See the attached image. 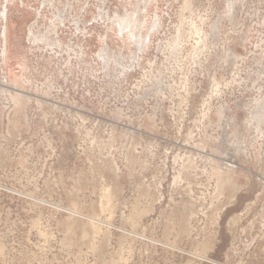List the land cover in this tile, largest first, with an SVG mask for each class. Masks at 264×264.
<instances>
[{
    "label": "rangeland",
    "instance_id": "1",
    "mask_svg": "<svg viewBox=\"0 0 264 264\" xmlns=\"http://www.w3.org/2000/svg\"><path fill=\"white\" fill-rule=\"evenodd\" d=\"M0 264H264V0H0Z\"/></svg>",
    "mask_w": 264,
    "mask_h": 264
},
{
    "label": "bare ground",
    "instance_id": "2",
    "mask_svg": "<svg viewBox=\"0 0 264 264\" xmlns=\"http://www.w3.org/2000/svg\"><path fill=\"white\" fill-rule=\"evenodd\" d=\"M143 1H145V0H143ZM129 14H131V13H129ZM118 22H119V25H120V28L121 29L129 28L130 29L129 32H130V34L133 37H137L138 38L141 35V34L139 35V33H138L139 27H140V25H139V23H140V16H139V12L138 11L132 13L131 15H128L127 18L119 19ZM5 37H6V39H5V50H4V53L6 54L8 52V39H7V35L6 34H5ZM134 40H136V39H134ZM138 40H140V39H138ZM91 219H95V218L94 217H91Z\"/></svg>",
    "mask_w": 264,
    "mask_h": 264
}]
</instances>
